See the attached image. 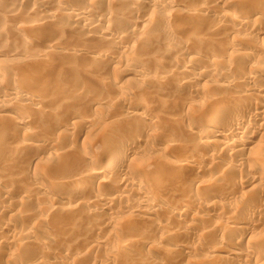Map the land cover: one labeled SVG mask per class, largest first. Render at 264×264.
Here are the masks:
<instances>
[{
	"label": "bare ground",
	"instance_id": "6f19581e",
	"mask_svg": "<svg viewBox=\"0 0 264 264\" xmlns=\"http://www.w3.org/2000/svg\"><path fill=\"white\" fill-rule=\"evenodd\" d=\"M0 264H264V0H0Z\"/></svg>",
	"mask_w": 264,
	"mask_h": 264
},
{
	"label": "rangeland",
	"instance_id": "374dc122",
	"mask_svg": "<svg viewBox=\"0 0 264 264\" xmlns=\"http://www.w3.org/2000/svg\"><path fill=\"white\" fill-rule=\"evenodd\" d=\"M241 192L239 191V192H237V196L235 197V198H237V199H239V198H241V194H240ZM214 217V216H213ZM213 219H216V218H213Z\"/></svg>",
	"mask_w": 264,
	"mask_h": 264
}]
</instances>
